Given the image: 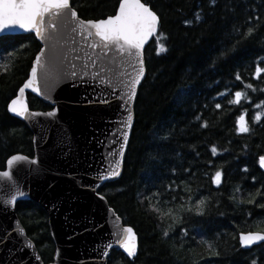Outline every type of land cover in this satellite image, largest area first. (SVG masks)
I'll list each match as a JSON object with an SVG mask.
<instances>
[{"label":"trees","instance_id":"16d2710c","mask_svg":"<svg viewBox=\"0 0 264 264\" xmlns=\"http://www.w3.org/2000/svg\"><path fill=\"white\" fill-rule=\"evenodd\" d=\"M141 1L159 16V29L144 51L146 77L122 175L100 189L136 231L139 248L132 259L113 249L108 264H264V242H239L241 232H264V72L256 77L264 69V0ZM71 4L81 18L98 20L114 15L119 0ZM160 33L167 51L157 55ZM40 48L31 33L0 37V170L10 156L34 153L32 132L8 104ZM238 91L246 98L229 103ZM27 102L52 108L31 93ZM240 115L248 133L237 131ZM217 171L219 185L212 182ZM16 211L50 262L55 246L45 211L32 201H19Z\"/></svg>","mask_w":264,"mask_h":264},{"label":"water","instance_id":"95a60500","mask_svg":"<svg viewBox=\"0 0 264 264\" xmlns=\"http://www.w3.org/2000/svg\"><path fill=\"white\" fill-rule=\"evenodd\" d=\"M70 9L77 13V19L73 20L70 13L57 18L54 21L57 27L48 29L50 38L47 40L39 39L34 32H26L18 27L0 32V37L31 33L41 44L28 77L12 100L20 96V89L31 77L32 66L43 50L42 67L37 66V81L34 85L39 88V92L25 89L22 99L28 112L24 116L9 112L32 132L34 153L32 156L14 154L7 159L5 168L0 170V264H108L113 249H119L127 256L118 245L111 249L106 247L114 243V233L122 232L124 228H131L135 233L138 253L139 238L136 231L124 224L100 189L122 175L135 120V102L146 77L144 51L155 35L149 37L143 48L145 73L137 85L136 96L131 102H126L122 93L127 90L123 84L130 79L127 74L132 77L136 75L134 68L139 67L136 61L120 57L112 51L108 57H103L105 66L111 69L105 77L111 78V85L99 84L88 76L73 78L68 75L73 65L77 66L75 70L79 72L87 58H97L100 51L97 49V53H94L81 39L79 21L95 22L107 18L83 19L72 7L71 0ZM73 28H77V31L73 32ZM112 87H115V91L111 90ZM28 93L49 103L52 108L45 111L31 109L27 102ZM103 100L108 102H101ZM129 111L132 125L131 128H124L122 121ZM124 131L128 132V142L123 147L121 157L119 153L124 143ZM14 156L25 159L14 162L10 167L8 161ZM33 160L36 163H32ZM115 160L121 161L120 174L100 180L99 176L106 175L105 170ZM6 171L9 172L7 177L2 175ZM14 196L17 197L16 202L9 203ZM19 201L35 202L47 215L55 246L52 260L48 263L42 259L35 242L28 236L18 217L16 204ZM248 233L264 232H241L239 237ZM260 243L263 242L255 245ZM105 252H108L107 256Z\"/></svg>","mask_w":264,"mask_h":264},{"label":"snow or ice","instance_id":"6c2138e0","mask_svg":"<svg viewBox=\"0 0 264 264\" xmlns=\"http://www.w3.org/2000/svg\"><path fill=\"white\" fill-rule=\"evenodd\" d=\"M210 3L214 5L215 0H210ZM70 16L73 20L77 19V13L70 9V0H0V32L10 30L18 27L26 32H34L36 37L42 40L50 38L48 29H55L57 24L54 22L57 18L62 15ZM201 19L200 14L196 15V20ZM186 23H192V21H186ZM159 25V16L150 9L141 0H119V7L115 15H110L105 19L98 21H79L78 28L81 32V39H83L88 48L94 53H97V49L100 51L97 53V58L89 56L87 62L80 66V71H76V65H73V70L68 73L73 78H82L88 76L93 80H96L99 84L111 85V78L106 79V75L111 71L110 68L106 67L103 62V57H108L109 52H115L120 57H127L130 61H136L139 64L134 77L131 74L130 79L127 83L123 84V87L127 90L122 93L126 98V102H131L136 96L137 85L140 84L144 73V61H143V48L149 37L157 34ZM77 28H73V32H76ZM253 29L249 28V34ZM98 38V40L96 39ZM163 33L159 34L157 40L156 53L160 55L167 51V48L160 41L165 39ZM41 55L36 57L35 63L31 69V77L25 83L24 87L20 89V96L13 99L8 106V111L18 116H24L27 112V106L24 103L22 97L26 88H31L34 92H39V88L34 87L37 81V66L41 65ZM3 67V66H0ZM42 67V65H41ZM95 69V71H93ZM264 69L260 67L256 68V77L259 78ZM237 80L240 76L237 75ZM247 88H251L252 85H246ZM115 91V87L111 88ZM223 95V94H221ZM245 92H236L235 98L230 100L231 104H239L242 98H246ZM107 103V100L101 101ZM220 104H216L217 108H220ZM261 105H256L259 108ZM48 115H54V113H48ZM199 119V117H198ZM261 119V114L257 113L255 120L258 122ZM237 131L239 133H248L250 128L248 127L247 121L244 115H240L237 119ZM132 125V114L129 111L125 120L122 121L124 128H131ZM204 124L202 127H206ZM123 141L121 145V151L119 155L123 157V147L128 142V132H123ZM212 154H217V149L213 147L211 149ZM25 157L14 156L8 161V165L11 167L14 162L24 160ZM32 163H36L35 160ZM120 160H115L109 168H107L106 175H100V180H106L116 177L120 174ZM260 166L264 168V156L260 157ZM3 176H9V172H3ZM222 173L217 171L212 177V182L216 185L221 183ZM99 187V185H97ZM22 196L23 193H20ZM17 197H12L9 203H15ZM250 203L252 201H249ZM204 201H200L199 205H202ZM198 205V207H199ZM160 211L159 209H154ZM171 214V210L169 213ZM23 230L21 229V232ZM168 235L167 232L164 233ZM114 243L106 245L107 248L111 249L115 245H118L127 254L128 257H134L137 254L136 236L131 228H124L122 232L114 233ZM2 239V238H0ZM240 245L248 248L259 242H264V233H248L241 234L239 237ZM31 247V245H28ZM211 247V245H209ZM105 256L108 252L104 253ZM255 264V262H253Z\"/></svg>","mask_w":264,"mask_h":264},{"label":"rangeland","instance_id":"374dc122","mask_svg":"<svg viewBox=\"0 0 264 264\" xmlns=\"http://www.w3.org/2000/svg\"><path fill=\"white\" fill-rule=\"evenodd\" d=\"M0 66H4L1 58H0ZM0 68H2V67H0Z\"/></svg>","mask_w":264,"mask_h":264}]
</instances>
